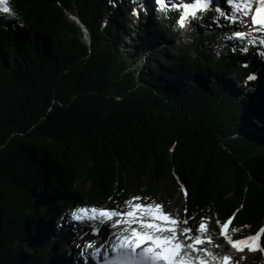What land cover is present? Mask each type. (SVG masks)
<instances>
[{"label": "trees", "instance_id": "16d2710c", "mask_svg": "<svg viewBox=\"0 0 264 264\" xmlns=\"http://www.w3.org/2000/svg\"><path fill=\"white\" fill-rule=\"evenodd\" d=\"M131 5L10 0L16 18L0 13V264H61L85 235L72 210L133 195L187 188L179 216L210 217L213 237L233 213L234 238L264 226V110L233 50L244 42L214 32L211 9L180 42V12L155 6L134 31L137 69L119 50ZM57 222L76 231L49 247Z\"/></svg>", "mask_w": 264, "mask_h": 264}, {"label": "snow or ice", "instance_id": "6c2138e0", "mask_svg": "<svg viewBox=\"0 0 264 264\" xmlns=\"http://www.w3.org/2000/svg\"><path fill=\"white\" fill-rule=\"evenodd\" d=\"M154 3L161 11L178 10L177 24L181 28L195 19L197 13L210 9L216 13L213 24L235 25L241 17L246 18L245 27L250 31L234 30L232 39L244 42L243 52L248 51L245 44L264 46V0H154ZM0 13L16 18L10 0H0ZM184 195L186 198L189 195L187 188ZM114 205L81 206L70 213L74 222L85 225V236H99L104 225L112 230L102 244L85 240L80 246L87 250L82 255L89 259L101 257L105 264H236L231 255L221 256L216 251L220 245L213 238L211 218L206 215L197 217L186 207L183 218L174 216L165 211L162 203L142 195H133ZM235 216L233 213L224 221L217 220L219 236L236 252L264 251V226L247 236L234 238L233 234L239 231L233 226Z\"/></svg>", "mask_w": 264, "mask_h": 264}, {"label": "rangeland", "instance_id": "374dc122", "mask_svg": "<svg viewBox=\"0 0 264 264\" xmlns=\"http://www.w3.org/2000/svg\"><path fill=\"white\" fill-rule=\"evenodd\" d=\"M135 0H130L131 2V10H132V14L130 15V20L131 23L129 24V28L131 29V32L129 34H126L125 36V40L123 41V43L120 45V52L123 53L127 58H129L130 62H132L134 64V67L137 69H140V66L142 65V62L138 59H134L132 58V51H133V43H134V37H135V33L134 31L137 29L140 21H141V16H145L146 13H148V10L157 6L154 3V0L152 2H148V4H144V5H139L137 6L136 3L134 2ZM138 13V14H136ZM201 12L197 13V17L195 19H190V22L186 23V26L183 28H180V42H185L188 37L191 36V25L192 23H196L197 22V18L198 15H200ZM245 19L241 17L240 20H238L235 25L233 24H229L227 22H221L220 24H213V29L215 30L214 32H216L217 34H221V36H227L229 34H232L234 32V30H239V31H244L246 30L245 27ZM139 20V21H138ZM250 18L247 19V22L249 23ZM78 27L80 28V24L77 22ZM209 32H211L209 30ZM208 32V33H209ZM87 41V40H85ZM87 43V42H86ZM263 46L258 45V50L254 52H259L260 49H262ZM234 52H236L237 50L240 52L238 53L237 51V63L238 65H242L243 63H249L250 61H252L255 57V54H249L248 51L247 52H243L241 51V48L238 49H233ZM156 51H162V48H155V49H151L150 52L151 53H155ZM142 55V52L140 53V56ZM151 55V54H150ZM149 54H147V61L146 63V68H151L153 67V62L150 61V56ZM138 56V57H140ZM259 57V56H258ZM156 202L162 203L164 206L165 211L172 213L174 216H179L182 212V204L185 202V196L182 195L181 193L176 194L172 199H170L169 201L164 202L163 198L159 196H157ZM63 223L61 222H57L56 224L51 225V237L47 238L50 246H53L54 240L56 238H59L60 236L62 237V233H64L65 231H67L69 234L74 235V232L76 231V226H72V224L70 223ZM82 226L85 227L84 224H82ZM104 230L101 232V234L99 235L100 238H102L104 240V237L106 236V234L109 231H112L107 225L103 226ZM86 231V230H85ZM99 236H92L91 234L89 235H84L83 239H78L75 242L72 241H65L66 245H67V250L63 251V253H65L64 259L62 261L63 264H71L69 263V260L67 259L69 256V253H72L74 256V260L76 261L77 259H79L78 255L76 253H80L81 256V264H88L87 261L89 260L90 262H93L97 257L89 259L88 256H84L82 255V251H87L86 249H82L80 246H82L85 243V240H91L94 241L96 244H101L100 240H99ZM215 242L220 240L221 237L219 236V234L216 237H213ZM102 240V241H103ZM224 246H227L226 249L223 250V254H229L233 257V260L236 262V264H264V257H262L261 252L258 251L256 253H252L251 251H244V252H236L234 251L225 241H222V243L220 244V248H223ZM107 249H105L106 251ZM221 255V256H222ZM246 257V259H245ZM52 259L51 257L49 258V260ZM61 260V259H60ZM59 260V263H61V261ZM61 263V264H62ZM55 264H57V262H55ZM75 264V263H72ZM92 264V263H91Z\"/></svg>", "mask_w": 264, "mask_h": 264}, {"label": "bare ground", "instance_id": "6f19581e", "mask_svg": "<svg viewBox=\"0 0 264 264\" xmlns=\"http://www.w3.org/2000/svg\"><path fill=\"white\" fill-rule=\"evenodd\" d=\"M149 1L152 2L153 0H135L134 2L136 3L137 6H139V5L148 4ZM256 56H260L264 61V46L262 49H260L259 52H257ZM260 57L256 60V62L259 64L260 68L262 67L260 75H262V77L264 78V64ZM87 263L88 264H91V263L92 264H105L104 260L101 257H97L93 262L87 261Z\"/></svg>", "mask_w": 264, "mask_h": 264}, {"label": "water", "instance_id": "95a60500", "mask_svg": "<svg viewBox=\"0 0 264 264\" xmlns=\"http://www.w3.org/2000/svg\"><path fill=\"white\" fill-rule=\"evenodd\" d=\"M75 21L78 22L80 25H82L79 19L76 18ZM249 23H250V20H249ZM2 223H3V216H2V211L0 209V237H1V231H2Z\"/></svg>", "mask_w": 264, "mask_h": 264}]
</instances>
